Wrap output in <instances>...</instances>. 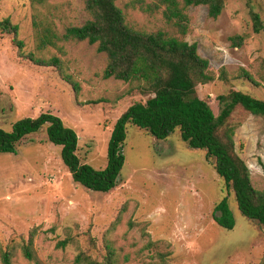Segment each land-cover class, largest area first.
<instances>
[{"label": "rangeland", "instance_id": "rangeland-1", "mask_svg": "<svg viewBox=\"0 0 264 264\" xmlns=\"http://www.w3.org/2000/svg\"><path fill=\"white\" fill-rule=\"evenodd\" d=\"M117 4L137 29L175 32L159 0ZM253 12L264 22V0H226L218 18L210 17L204 5L186 11L190 28L184 38L199 46L215 76L198 86V94L216 114L218 96L233 89L264 99V32H254ZM6 17L19 25L23 47L0 32V128L11 130L21 118L52 113L76 130L83 163L107 167L116 121L152 94L139 82L105 78L108 58L96 44L63 37L68 27L91 18L85 0H0V21ZM36 21L40 31L50 28L57 35L44 47ZM236 35L244 36L242 46L233 45ZM31 57L56 59L57 64L40 66ZM232 122L252 184L264 190V119L238 108ZM17 148L16 153H0V264H5V252L11 253V264H78L81 253L102 264L109 244L119 264H264V225L242 214L214 159L188 147L179 128L159 140L129 125L125 167L109 193L73 180L46 126ZM226 197L236 221L233 229L213 219L215 206ZM33 232L36 259L30 260L22 246ZM65 239L70 243L58 247Z\"/></svg>", "mask_w": 264, "mask_h": 264}, {"label": "trees", "instance_id": "trees-1", "mask_svg": "<svg viewBox=\"0 0 264 264\" xmlns=\"http://www.w3.org/2000/svg\"><path fill=\"white\" fill-rule=\"evenodd\" d=\"M118 1L85 0L91 18L81 26L68 27L63 36L65 39L96 44L97 50L108 58L103 72L105 78L139 82L146 93L152 94L145 104H132L116 121L108 143L107 167L97 169L83 163L78 155L79 136L76 130L52 113H42L36 118H21L12 125L11 130L0 128V153H16L24 138L46 126L48 140L61 147V159L73 180L88 190L109 193L116 188L125 167L123 148L129 125L144 129L159 140L167 139L179 128L188 147L203 149L208 158L214 159L216 172L234 192L242 214L264 225V190L252 184V170L236 149L237 125L232 122L238 108L264 119V99L233 89L218 96L220 112L216 114L209 102L198 94V86L215 79L210 71V61L201 56L196 43L184 38L190 28V18L186 13L189 7L207 6L209 16L218 18L226 0H159L166 6L163 15L166 22L173 26L174 33L165 29L146 32L135 28L128 22ZM252 18L254 32H264L261 15L253 12ZM35 27L40 47L50 42L52 37L57 38L50 28L45 32L40 31V21L35 22ZM0 32L12 35L17 46L23 47V41L18 39L19 25L13 23L10 17L0 21ZM231 39L237 47L244 43L243 35ZM30 59L40 66L57 64L56 59ZM244 76L254 81L247 71ZM213 219L223 228L235 227L236 221L227 197L215 206ZM33 239L34 232L22 246L24 255L30 260L36 259ZM69 243L65 239L59 241L57 246L64 248ZM3 260L5 264H11V253L5 252ZM76 263L100 264L90 255L82 253L77 256ZM102 264H119L110 244ZM157 264H167V260Z\"/></svg>", "mask_w": 264, "mask_h": 264}]
</instances>
